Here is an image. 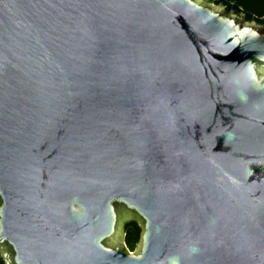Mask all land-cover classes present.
<instances>
[{
  "label": "water",
  "instance_id": "water-1",
  "mask_svg": "<svg viewBox=\"0 0 264 264\" xmlns=\"http://www.w3.org/2000/svg\"><path fill=\"white\" fill-rule=\"evenodd\" d=\"M225 8L0 0L5 264H264V25Z\"/></svg>",
  "mask_w": 264,
  "mask_h": 264
},
{
  "label": "trees",
  "instance_id": "trees-1",
  "mask_svg": "<svg viewBox=\"0 0 264 264\" xmlns=\"http://www.w3.org/2000/svg\"><path fill=\"white\" fill-rule=\"evenodd\" d=\"M216 4H221L227 10L243 15L248 21H255L264 25V0H212ZM140 229L135 222L126 226V241L128 247L134 251L140 240ZM0 264H5L0 256Z\"/></svg>",
  "mask_w": 264,
  "mask_h": 264
},
{
  "label": "rangeland",
  "instance_id": "rangeland-1",
  "mask_svg": "<svg viewBox=\"0 0 264 264\" xmlns=\"http://www.w3.org/2000/svg\"><path fill=\"white\" fill-rule=\"evenodd\" d=\"M205 1H207V2H209V3H212V4H215V5H219V6H221V7H223L224 8V6L223 5H221V4H216L215 2H213L212 0H205ZM226 9V8H225ZM241 16H243V15H241ZM244 17V16H243Z\"/></svg>",
  "mask_w": 264,
  "mask_h": 264
},
{
  "label": "flooded vegetation",
  "instance_id": "flooded-vegetation-1",
  "mask_svg": "<svg viewBox=\"0 0 264 264\" xmlns=\"http://www.w3.org/2000/svg\"><path fill=\"white\" fill-rule=\"evenodd\" d=\"M129 223H131V222H129ZM129 223H128V224H129ZM135 223H136V222H135ZM128 224H127V225H128ZM136 225H137V227L140 229V227L138 226V224H137V223H136ZM140 232H141V230H140Z\"/></svg>",
  "mask_w": 264,
  "mask_h": 264
}]
</instances>
